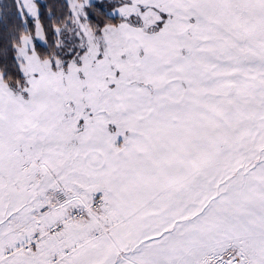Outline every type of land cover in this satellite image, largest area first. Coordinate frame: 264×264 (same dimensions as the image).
I'll return each mask as SVG.
<instances>
[{
    "label": "snow or ice",
    "instance_id": "1",
    "mask_svg": "<svg viewBox=\"0 0 264 264\" xmlns=\"http://www.w3.org/2000/svg\"><path fill=\"white\" fill-rule=\"evenodd\" d=\"M0 264H264V0H0Z\"/></svg>",
    "mask_w": 264,
    "mask_h": 264
}]
</instances>
